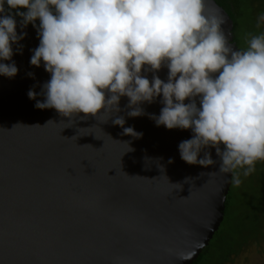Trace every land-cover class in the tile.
Returning <instances> with one entry per match:
<instances>
[{"label":"water","instance_id":"obj_1","mask_svg":"<svg viewBox=\"0 0 264 264\" xmlns=\"http://www.w3.org/2000/svg\"><path fill=\"white\" fill-rule=\"evenodd\" d=\"M205 13L223 17L228 42L238 49L228 13L215 0H205ZM16 31L26 33L18 42L22 54L13 45L18 72L0 76V264L197 261L224 221L232 185L230 174L217 171L215 149H208L216 161L208 167L181 160L178 144L192 133L149 119L159 115V97L135 118L127 116V97L121 111L86 119L35 108L27 92L39 93L50 74L29 63L37 30L21 29L17 20ZM167 71L156 75L166 80ZM117 116L142 137L122 135L112 123Z\"/></svg>","mask_w":264,"mask_h":264},{"label":"clouds","instance_id":"obj_2","mask_svg":"<svg viewBox=\"0 0 264 264\" xmlns=\"http://www.w3.org/2000/svg\"><path fill=\"white\" fill-rule=\"evenodd\" d=\"M17 18L21 29L37 30L30 65L50 74L39 93L27 92L35 108L86 119L121 111L127 97L135 118L159 97V115H147L157 127L191 131L178 144L185 163L214 165L208 149H215L217 171L238 187L264 161V33L234 49L205 0H0V76L9 79L18 72L13 45L22 54L26 35L17 34ZM162 67L166 80L156 75ZM112 123L122 135H143L124 127V116Z\"/></svg>","mask_w":264,"mask_h":264},{"label":"trees","instance_id":"obj_3","mask_svg":"<svg viewBox=\"0 0 264 264\" xmlns=\"http://www.w3.org/2000/svg\"><path fill=\"white\" fill-rule=\"evenodd\" d=\"M215 2L228 13L234 23V43L238 50L246 49L251 36L264 33V20H260L257 26L258 18L264 15V0ZM28 26L33 28L31 24ZM252 176L260 181V190L254 194V191L251 193L241 186L231 185L224 221L193 264H232L233 259L253 244H264V161L256 163L255 171L249 175L253 180ZM245 204L247 208L244 209Z\"/></svg>","mask_w":264,"mask_h":264},{"label":"rangeland","instance_id":"obj_4","mask_svg":"<svg viewBox=\"0 0 264 264\" xmlns=\"http://www.w3.org/2000/svg\"><path fill=\"white\" fill-rule=\"evenodd\" d=\"M240 179L241 183L239 186H241V188H245L251 193L254 191V194L257 192V190H260L261 184L256 177H254V179L252 180L251 178H249V176L244 177L243 175H241ZM243 207L244 209L247 208V204H245ZM232 264H264V244H253L245 252L240 254L236 259H233Z\"/></svg>","mask_w":264,"mask_h":264}]
</instances>
